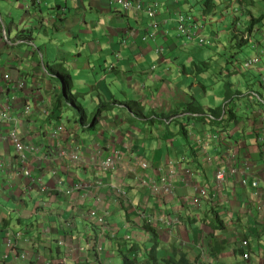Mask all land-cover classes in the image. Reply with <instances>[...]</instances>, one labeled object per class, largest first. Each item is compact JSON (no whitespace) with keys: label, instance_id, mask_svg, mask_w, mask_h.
<instances>
[{"label":"crops","instance_id":"0c3cea01","mask_svg":"<svg viewBox=\"0 0 264 264\" xmlns=\"http://www.w3.org/2000/svg\"><path fill=\"white\" fill-rule=\"evenodd\" d=\"M2 1L9 5L11 2L10 0ZM12 1H17L19 5V12H15L16 17L14 18L12 16L11 9L7 12V21H3L1 18L3 15L0 14V22L3 23L0 26H3L6 38L9 40L8 46L5 45L3 49L0 46V65L3 66L0 69V74L2 75L0 81L4 84L3 87L0 86V111L4 110L5 112V117L1 118L0 114V127H2L3 130L5 128V130L9 131L12 129L16 130L18 136L23 141L25 152L32 156V158L30 157L28 160V163L33 164L35 167H41L42 171L45 168L44 164L51 160L54 164L64 165V181H62V184L65 183L67 186L71 185L76 179L75 170H88L90 185L94 183L97 188L89 192L86 190L82 192V189L79 190V196L76 197L77 203L76 198L73 200L69 199L70 194L65 197L61 195L60 191L51 190L52 187L50 183L48 184V191L39 195V188L31 187L29 190H26L23 187V176L16 179V183L0 179V200H2V202L0 201V264H55L58 253L56 250L58 248H53L51 244L57 241L60 232L67 231L66 224L64 223L67 218H71V221L74 220V225L68 230L76 228V230L79 231V228L83 229L84 236L80 237L79 233L75 235L78 237L79 241L77 243L81 247L85 248V245H88L86 242L95 244L97 240L98 243L104 241L106 233L102 230L99 231V229L93 228L91 223H89L90 219H88V212L97 211L93 209L94 207L99 208V211H97L99 214L100 211H103V213L109 211L112 213V217L113 214H115L112 221L109 220V223H114L113 227L116 226L118 231L120 229V222L127 218L131 208L118 204V198L116 199V204L112 205V203L115 202L113 199L115 198L113 195L114 191L108 186V182H112L116 185H121L120 182H123L126 187L125 185L121 186H124L126 192L130 193L132 198V201H130L131 204L145 212L150 211L151 207V198L146 202V205H144L147 199L145 192L148 190L145 188V179L142 178H148L147 174H152L153 180L158 182L159 177L168 174L167 172L165 173V171L173 170L176 175L174 182L177 184L175 187L177 188V200L189 198L192 195L191 192L194 191L193 184H195L194 180H187L182 176L180 168H191L196 173V176H193L194 179L206 182L207 185H210L214 174L212 173V159L223 149L215 151L212 145L209 144L205 147L204 144H200L199 142V137L206 133L205 131H207V135H212L218 130V128L212 124L213 120L211 115H205L203 121L196 120L202 123V126L197 130L193 128L189 129V123L192 119L185 120L183 117H179L184 123L188 121V138L191 146L197 149L196 157L198 164L196 162L191 164L188 163L189 159L187 157L188 151L186 144L176 134L169 133V131L176 132V128L171 127V125H173L171 118L165 121L155 117L170 113L173 109H182L191 101V98L194 99V106H201L196 99L201 97L200 95L205 97L203 88L207 83V79L204 73L207 70H205L204 67L203 71L201 68H196L194 71V69H191V65L196 64V62L204 64L205 60L209 59V56H204L201 53L199 56L195 55L197 47L193 45V42L196 41H188L182 36L177 38L179 35L175 29L173 19L179 11L175 0H157L161 3H158L155 17L151 20L152 24L157 22V25H151L150 18L145 10L149 4L156 0H138L139 6L141 4V10H124L115 0ZM132 1L135 2L137 0ZM177 3L179 4L178 1ZM0 7H2V5H0ZM63 7L65 9L61 11ZM88 7H90L91 11H95V15H93L91 21H88L83 14L84 12H81ZM181 11L189 14L195 19V15L188 10L183 9ZM94 17L97 18L100 23L97 26L92 25ZM198 21L202 26V21H200V19ZM201 26L199 28L200 34L204 36L208 35L201 31L204 29V27ZM29 29H39L35 32V39L33 38L31 40L30 35L33 34V31H29ZM25 32H28V34H25ZM146 33H148V35H150L149 33H155L156 35L152 38H148L145 37ZM21 35H27V38L21 39ZM212 37H214V35ZM47 41H49L50 46L46 44ZM41 45H44V50L46 52L54 45V59L62 60L65 63L64 67L68 69L71 79L70 91L71 86L75 85L76 87L73 100L78 103L77 95H86L85 97L82 96L84 101L80 104V107L85 110V122L80 123L77 121V115L80 114L82 109L73 106H70L71 109H69L68 103L72 101L70 98L67 99L68 97L60 98V84L50 80V78H56L55 75L58 71H62L60 68H58L55 73H48L45 69L41 68L45 63L39 61L35 70L42 73L43 79L33 78L30 80L27 77L28 72L23 70L24 63L17 60V56H22V54H26L27 52L31 54L30 58H33L35 56V51L31 49L33 46H36L37 53H41L42 51L39 47ZM19 47H21L22 50H20ZM157 49H159V51H157ZM2 51L10 52L12 55H1ZM1 58H5V60L1 61ZM17 61H19L20 64H18L17 68H14L13 65ZM69 61L74 63L73 69L68 66ZM46 63L50 66L53 62ZM183 63L185 65H183ZM216 64L219 65V62ZM217 65H214L215 70L212 72L211 78L213 81L209 84L213 85L219 81H224V79H226V82H231L230 78L233 77V75L221 78L218 74L219 68ZM236 66L238 65H232L233 69L231 71L237 72L236 74L239 75L237 78L244 79L246 75L242 74H245V72H252L246 71V69L240 72V69H237ZM220 67L224 70V66ZM46 68L49 69L48 67ZM262 68L264 69V67ZM262 68H259V70ZM189 70L191 71L190 74ZM198 73H201V76H198ZM261 73H263V71H261L260 74ZM7 74L9 75L8 79L4 77V75ZM223 74L224 72L222 75ZM20 79L27 81L29 85L28 88H24L26 89L25 91L24 89L20 91L19 89H12V87H10L12 83ZM263 82L260 81L259 84L262 85ZM117 83H121L119 89L115 86ZM231 83L233 84V82ZM223 85L226 84L223 83ZM142 86L146 88H142ZM199 87L202 89L201 92H199ZM213 88L216 89L215 87ZM233 88H235V86H233ZM17 90L20 92L16 95ZM247 93L252 94L254 98L258 92L255 93L253 89H251ZM13 94L16 95L15 101L10 99V96ZM260 95L262 102H264L263 90ZM87 97L91 98V104H89V101L85 102ZM207 99H211V97L207 96ZM99 100L113 102V107L111 110H108L109 115L106 116L104 113H101L93 126L85 125L83 128V123L89 124L91 122V118L87 121V107L89 105H94L95 108ZM240 100L243 102L245 99ZM216 101V98H212V100L208 102H212L213 106H215ZM244 103L246 102H243V104ZM45 104L51 107L50 113H42ZM126 104L131 105L133 108L129 109ZM251 106V108L248 106L245 107V115H237V122L241 120V117L244 116L245 118V120L241 121L243 128L241 129L239 126H236V122L234 125L236 130H232V128L228 131L229 135H235L236 137L240 131L247 127L246 132L237 140L234 137V140H236L234 145L238 152L237 158L239 164L233 169L235 171L242 170V172H245L244 168L247 167L250 174H255L260 171L264 173V130L261 129V121L254 119L261 114L262 119H264V112H262L264 108H255L256 105ZM25 107H31L30 110L32 113L30 116H24L22 114ZM90 108L94 110L92 107ZM202 108L204 109V107ZM208 108L210 107L207 106V109ZM251 109L254 110L248 113ZM92 110H88V113L91 114ZM131 110L139 115H143L142 117L152 116L153 119H133ZM63 111L74 113V117L76 118L74 120V125L69 127L63 126L61 131L54 133L55 125L61 124L59 119H61ZM93 114L95 115V112ZM97 126L100 127V130L98 132L94 131V134L89 133L90 141L81 138L84 134V130H94ZM27 129L31 132L26 133ZM79 132L82 133L79 134ZM246 137H248V140L245 139ZM68 141L72 146L79 147V151L83 155V159H79L82 160L81 162H79V160L72 162L69 158L71 147L67 145ZM33 142H35L36 145L26 150V147L28 145H33ZM250 143L256 144L259 150H256V148L251 150ZM12 148L11 144L3 148L1 146L0 158L9 159V163L11 161L10 165L15 166V163H13L15 158L12 157V155L15 154H13L14 150ZM110 148L120 152H123L121 151L122 149H133L132 154H138L137 164L133 168H128L123 162V157L120 156V165H118L117 170H130V172L125 174L126 177L121 173H114V178H111V174L108 175L101 171L99 165L94 161L95 159L108 155ZM123 153L125 154V152ZM205 153L211 156V161H207ZM9 154H11V156ZM142 163H146L145 169ZM46 176L47 174H42V182L46 179ZM240 176L242 177L243 175L241 174ZM94 178L96 180H94ZM48 179L49 178L46 180L48 181ZM238 179L239 175L234 176V174H232L231 177L226 176V184L219 199L221 202L232 205L231 207L226 206V209L230 214L234 212L233 216H236L235 219L242 216V214L235 212L240 203L239 208L242 211H245L247 208L258 207V203L252 204V207L245 204L246 202H252V195L248 188L237 182ZM128 186L130 187L128 188ZM261 192L264 195V187ZM50 193H54L55 196L51 199H46L45 194L51 196ZM68 200L70 203L69 208L66 207ZM165 201H168L169 204L172 203L171 205L174 203L170 198H167ZM80 203L84 204V207H78L77 205ZM197 204H199V202H197ZM106 206H108V209L105 208ZM16 207L22 208L16 210ZM23 207H25V209ZM206 207L204 208L206 209ZM160 212H162V208H160ZM203 212L202 215L188 212L189 218L185 219L187 222L182 221V226L186 230L179 231L181 236L178 237H176L177 234L173 232L174 242L177 241V243H179L182 240L188 242V246L184 248H186L185 250H190V256L198 254L199 251V249L196 248L197 244L195 243V246L193 245L194 238L197 240L202 237L197 236V234L203 235V242L205 241L207 243V240L209 241V230H207L201 222L203 217L207 216L209 212L205 210ZM71 213L73 216H71ZM38 214L40 217H37ZM155 214H159V212ZM181 214L185 216L187 212H183L181 209ZM192 214L194 215L192 216ZM84 216H86L89 221L86 220ZM181 216L185 218L183 215ZM17 217H19V219H17ZM116 219L118 221H116ZM138 221L142 224L139 219ZM35 224H37V229L34 233L30 234L28 231L30 229L33 230ZM63 224L66 230L63 228ZM141 224L135 227L134 231L136 240L140 242L144 240L143 233H149L146 228L140 229L144 232H137V228H140ZM259 224L262 226V222H259ZM41 226L49 231L50 237L48 240L46 237H41L39 233V228ZM260 226L255 227L253 224L250 227L248 220L246 223H244L243 220V225L237 224V228L240 230L239 235L242 237L248 235L249 232ZM54 227H56V230H54ZM15 229L18 232L23 231L20 238H15L13 248L10 249L7 247L6 242L7 240L12 242L11 236L14 234L13 231ZM225 230H227V228ZM225 230L224 236L220 237L227 239L228 247L218 255L220 258L222 257V263L224 261L223 257H228L230 261L227 264H239L242 256L239 249L242 247L244 248V252L257 251L260 253L259 258L252 257L254 261L253 264H264V259H261L264 257L263 232L261 234L259 231V237L251 243L250 249H248L249 237L248 244L240 246L242 240L240 244L237 243L239 239H234V234L231 236L232 238H229ZM66 234L69 235L68 232ZM95 236L97 237L94 240ZM121 237V233L118 232L114 234L112 238H109V240L111 241V239L114 238L119 242L118 246L122 247L123 243H128L124 240L121 241ZM149 239L150 236L146 241H149ZM106 241H108V239H106ZM157 241L159 242L160 239ZM111 243L109 242L106 247H108V250L113 251L114 244L112 243L111 245ZM48 244V247L44 246ZM201 246L203 249L207 250L208 254H211L207 246L204 244ZM53 249L56 256L52 255ZM60 249L62 250V247ZM202 253L203 250L201 249L199 254ZM101 256L104 257L102 253ZM90 257L94 258V256L92 257L91 255ZM218 257H216L215 260L209 257V262L211 260L213 264L217 263ZM74 261H78V259L72 257L69 261L64 262V264H75Z\"/></svg>","mask_w":264,"mask_h":264},{"label":"rangeland","instance_id":"374dc122","mask_svg":"<svg viewBox=\"0 0 264 264\" xmlns=\"http://www.w3.org/2000/svg\"><path fill=\"white\" fill-rule=\"evenodd\" d=\"M10 1L11 2L9 5L8 3L0 0V5H2V7H0V14L3 15L1 17L3 19V21H7V19H6L8 16L7 12L9 9H11L12 16L14 18L16 17L15 12L16 13L19 12L18 2L12 1V0H10ZM175 1H176L178 11H181L183 9L188 10L190 13L194 14L195 17L200 19V21H202V26L204 27V29H202L201 31L204 34L205 33L208 34V37H209L208 41L211 42V45L210 44L209 45H206V44L200 45L199 42H197V41L193 42V45H195L197 47V50L195 51L196 56H199L200 53L204 56H209L208 57L209 59L205 60V62H206L205 69L207 70L204 73V76L207 79V83L204 85V88H203L205 91V97H202V95H200L201 97H198L196 99V101L198 102V104H201V106L204 107L205 110H207V106L210 108L222 106V111L220 113V116L218 118H215L212 116V119L216 120L218 122L224 121V123L227 125L225 130H220L218 128V130L212 135L211 134L207 135V131H205L206 133H204L201 137H199V142H200V144H204L205 147H207L209 144L212 145L214 147L215 151H218V149L221 150L223 148L212 159V164H213L212 173L224 172V170H225L227 172L228 177H231L232 174H234V176L239 175L238 181L241 183V180H240L241 176L240 175L242 174V170L235 171L233 169L239 164V160L237 158L238 152L236 150V146L234 145V142H236V140L243 133L246 132L247 127L244 128L242 131H240L238 133V136H236V137H235V135H229L228 134L229 130H231L232 128H233L232 130H236L234 125L237 122V120H236V122H234V120L232 118H231V120H229V117H231L233 115L232 112H234V111H235L234 113H235L236 117H237V115H239V116L245 115L246 112L244 111V109H245L244 105L248 106L249 108L252 107L251 105H257L255 103V101H253V99H255V97L253 98L252 94L249 97H245L244 99L247 100V103H244V104L240 100L241 97L238 98L237 100H235L234 102L228 101L227 102V104H228L227 109H225L224 108L225 96H224V87H223L224 81H219L218 83L213 84V85H211L209 83L213 81V80H211L212 72L215 70L214 65H217L216 64L217 62H219V65H217L219 68L218 71L221 70L220 66L225 67L224 59H228L230 61V64L233 62L232 57H231L232 56L231 53L234 55L233 56L234 58L239 60V62L236 63V64H238L239 67L238 66H236V67H237V69H240V72H242L244 70L243 61L246 60V58H248L250 55H252V56L254 55L256 58L255 57H253V58L259 59V61L256 62V64L254 66L251 65L253 68L246 69V71H252V72H249V73L245 72V74H242V75L247 76V77L244 76V79L237 78L239 75L234 74L233 77L230 78V80H231V82H233V86L237 87L238 90L240 89V91L242 92L241 93L242 95H243V93H247L251 89H253V91L255 93L258 92L260 94H261L262 90L264 91V82H263L264 81V69L262 68V67H264V17H262L259 21L255 22L254 25H252V26L250 25L251 21L253 20V17H260L262 15L264 16V0H214L212 2L213 9H212V11H210V14H208L206 16H203L205 14V12H203V9L201 6V0H175ZM177 1L179 2V4L177 3ZM157 2L160 3L159 1H157ZM154 3L156 4V1H154ZM24 6H25V4H24ZM61 9H62L61 11H63L65 8L63 7ZM81 12H84L83 14L86 16V19L88 21H91V18H93V15H95V11L94 10L91 11L90 7H88L85 10H82ZM175 18H176V16H175ZM175 18L173 19L174 23H175ZM92 22H93L92 25H95V26L100 24L98 19L95 17H94ZM2 24L3 23L0 22V25H2ZM235 29L238 30V31H236L237 33H235V34L240 35V33L245 32L249 36L250 40L248 41V43H245V44L241 45L240 47H233L234 43H233V40L230 39L231 38L230 34H231V32H235L234 31ZM3 30H4L3 26H0V33L2 34V35L0 34V39H1L0 46L2 47V49L4 48L5 45L6 46L9 45V43H8L9 40H8V38H6L5 31L3 32ZM30 30L33 31V34L30 35L31 40L33 38L35 39L36 38L35 32H37L39 29H36V30L29 29V31ZM3 33H4V35H3ZM25 34H28V32H25ZM213 35H214V37H212ZM180 36H182V35H180ZM180 36L177 38H180ZM145 37L149 38L148 33L145 34ZM46 44L48 46H50L49 41H47ZM39 47L41 48V51L43 53L42 52L37 53L36 46H33L31 48L32 50L35 51V56L33 58H30L31 54L29 52H27L26 54H22V56H17L18 57L17 60L24 63L23 64L24 65L23 70H26L28 72L27 77L30 80L33 78L43 79L42 73L35 70V68H37V64L39 61L44 62L46 67L49 68L48 63H46V62L52 63L54 58H55L54 45H52L51 49L47 52L44 50V45H41ZM19 48H20V50H22L21 47H19ZM215 49H216V51H215ZM1 55L11 56L12 53L2 51ZM13 58H15V57H13ZM1 59H2L1 61L5 60V58H1ZM10 60H11V58H10ZM19 61L14 63V65H13L14 68H17L18 64H20ZM196 63L199 64L200 66H202V63H200V62H196ZM68 66L71 69H73L74 63L69 61ZM2 67L3 66L0 65V69ZM192 67L194 68V71H195V67L194 66H192ZM259 68H262V69L259 70ZM259 71L260 72L263 71V73L260 74ZM190 72L191 71L189 70V74H190ZM197 75L201 76V73H198ZM0 77H2L1 74H0ZM4 77H5V75H4ZM8 78H9V75L7 74V79ZM260 81L263 82L262 85L259 84ZM13 85H14V83L11 84V86H13ZM120 85H121V83H117L115 86L119 89ZM0 86L1 87L4 86V84L1 81H0ZM213 87H215L216 89H214ZM142 88H146V87L142 86ZM74 90H76L75 85L71 86V91H70L71 96L75 95ZM201 91H202V89L199 87V92H201ZM19 92L20 91L17 90L16 95ZM82 96L85 97L86 95H82ZM82 96L77 95V99H78L77 104L79 106H81L80 104H82V102L84 101V99H82ZM207 96H210L211 99H207ZM73 98L74 97L70 98V100ZM212 98L217 99L215 106H213L212 102H208L209 100H212ZM87 101L90 102L89 104L92 103L90 97H87L85 102H87ZM232 103H234V105H235L234 111L228 109V107L230 108L229 105ZM75 107H77V105ZM90 107H92L94 109V105H92V106L89 105L86 109V111H87L86 114L88 116L87 121L90 120L89 118L92 119L94 117L93 116L94 115L93 110ZM88 110H92V113L89 114ZM252 111H253V109H251L250 112H248V113H251ZM262 112H264V109ZM103 113L106 116L109 115V111H106ZM74 116L75 115L73 112L63 111V115L60 119V122H62V123L55 125V126L57 128H60V129H62V126H64V127L73 126L75 118H72V117H74ZM260 116H261V118H260ZM78 117H79V114L77 115V118ZM254 119L261 121V129L264 130V119H262V114L257 116V118H254ZM243 120H245L244 116L241 117V120L239 122H237L236 126H239L242 129L243 124L241 121H243ZM77 121L80 122L78 119H77ZM189 124H190L189 129L193 128L195 130H197L198 128H200L202 126V123H200L194 119H192ZM99 130H100L99 126H97L94 130H84L83 131L84 134L81 138H84L87 141H90L89 133L94 134V131L98 132ZM81 133L82 132H79V134H81ZM234 137L236 140H234ZM245 139L248 140V137H246ZM249 145H250L251 150L253 148H256V150L258 149V146L254 143H250ZM121 151L125 152V154L123 152H120L117 150L115 153H113L114 159H120L119 156H122L123 162L125 165H127L128 168H133L134 166H136L137 161H138V157H137L138 154H132L133 149H122ZM205 155L207 156V161H211V156H208L206 153H205ZM115 157H117V158H115ZM51 159H54V158H51ZM48 161H50V160H48ZM143 164H145V166L142 165L145 169L146 163H143ZM97 165H102V163L99 162V163H97ZM119 165H120V163H119ZM31 166H33L34 168ZM44 166H45V168L42 171L41 167H37V166L35 167L33 164L28 163L25 166L26 175H23L24 182L31 183V184H38V185H41V184L48 185L50 183V186L52 187L51 190H53V191L55 190L57 192L60 191L61 195L65 196V197L70 194L69 199H71V200H73L74 198L79 196L78 191L66 192V189L70 185L67 186L65 183L62 184V181H64V177H63L64 174H60V171H64V165L54 164L53 161L51 160L50 162H46L44 164ZM244 170L246 171V173H248V175L243 180V185H244V187L248 188L251 192V195H252L251 204L258 203L259 201L257 200V198H258L257 194L259 192H261L263 187H264V176H263L264 173H262L260 171V172H257L255 174H253V173L250 174V171L248 170L247 167L244 168ZM116 171H117V169L113 170V173H116ZM171 171H173V170L167 171L168 175L165 178V179L169 178L171 180V182L169 184H167L168 182L165 181L163 183V185H166V184L167 185L164 187L158 186V185H160L161 182L160 181L156 182L151 177H150L151 179L149 177L148 178H142V179H146V181H147V179L151 180L149 183L145 184V188L148 191L145 192L147 199L144 202V205H146V202L151 198V200H150V202H151L150 203L151 204L150 211H146V212L138 209L137 206H134L133 204H127L128 201H132V198H131V195L129 192L124 193L122 198H119L120 196L116 197V193L118 191L126 190L124 188V186H121V185H125L123 182H120L121 185H116L112 182H108L109 183L108 186L111 187V189L114 191L113 195L115 198H113V199L115 200V202H113L112 205L116 204V199L118 198V204H122L126 207L131 208L129 210L130 214L127 215V216H131L130 220L126 221L124 219L122 222H120V226L122 228H124L125 230H131L133 228V226H135L134 218L136 216H138V219L141 216L146 218L145 215H149V216L151 215L150 219H152L155 216V226H153V229L155 232L160 231L159 233H157L159 235V237H156V239L157 238H158V240L160 239V241L157 242L158 247L156 249L159 257H167L168 253L172 252L174 247H176V246H177L176 250L186 252L187 259L189 260L190 263L193 262V264H203V263L213 264V261L210 260V262H209V257H210V259H213V260H215L216 257H218L219 254H208L207 250L203 249V247L201 246V245H203V235L202 234H200V235L197 234V236H202V237L197 239V240H196V238H194V240H193V245L195 246V243H196L197 244L196 248L199 249V251L201 249L203 250L202 254H199V251H198V254L190 256L189 255L190 250H188V249L185 250L186 248H184V247L188 246V242L186 240H182L179 243H177V241H175V242L173 241L174 237H173L172 232L177 231L178 235L176 237H178V236H181L179 234V231H181V230L185 231L186 230L182 226V221L184 222V221H186L185 220L186 218H189L188 212H190V213L192 212V213H195L198 215H202L204 213L203 211L205 210L206 212H209V214L207 216L203 217V219L207 220L210 217L211 210L213 208L216 211L217 216L220 219H222L224 226H226V228H227V230H225L226 234L229 235V238H232L231 236H233V234H234L233 238L234 239L238 238L239 241L237 243H239V244L241 243L242 236L239 235L240 230L237 228V224L243 225V220H244V223H246L248 220V224L250 227L253 224L256 227V226H260L259 222L264 221V208H263V206H261L259 208L258 207L247 208L245 211L244 210L242 211L239 208L241 203L238 205V209H236L235 212L242 214V216H240V218H238V219H235L236 216H233L234 212L230 214V212L227 211V209H226V206L231 207L232 205H230L226 202L219 201V198L217 197V195L212 194V192L215 191L214 190V183H210V185H207L206 182H201L199 180L194 179L193 176H196V173L191 168H188V167L187 168H185V167L180 168L182 176L187 180H194L195 184H198V185H200L202 187H206V188L203 189L202 192L197 191V190L191 192L192 195L189 198H185L183 200H177V197H178V195L176 194L177 188H175L177 184L173 181V179L170 175ZM43 172L45 174H47L46 179L49 178L48 181L45 179L42 182V174H44ZM75 173H76L75 174L76 179L73 181V183L80 182L81 184H85V187L82 188V192H83V190H86L87 192H89L91 190V185H90L89 178H88V176H89L88 170L83 171V170L77 169V170H75ZM117 173H121L123 176H125V174H127V172H124V171H118ZM147 176H149V175H147ZM111 178H114V176H111ZM49 180H50V182H49ZM151 182H152V187L155 185V186L159 187L158 189L160 191L157 190V191L153 192L152 188L150 186H148V185H150ZM254 182H256V186L252 185ZM139 185H141V184H139ZM220 186L222 187L223 184H220ZM125 187H126V185H125ZM129 187L130 186H128V188ZM131 188H132V186H131ZM193 188H194V186H193ZM50 195L51 196H48V194H45L46 199H51L55 196L54 193H52V194L50 193ZM206 196L208 197V199H206ZM167 198H170L174 201L173 205H171L172 203L169 204L168 201H165ZM197 202H199V204H197ZM251 204L249 205L250 207H252ZM69 205H70V203L68 200L66 207L69 208ZM158 207L162 208V212H160V209ZM204 207H206V209ZM105 208L108 209V206H106ZM181 209L183 210V212L184 211L187 212V214L185 216H184V214H181ZM97 211H99V209ZM66 212H68V211H66ZM149 212H151V213H149ZM157 212H159L160 215L155 214ZM100 214L104 217L110 218V220L112 221V217H111L112 213H110L109 211H107L106 213H103V211H100ZM71 215H72V213H71ZM181 215H183L185 218H182ZM193 215L194 214H192V216ZM114 216H115V214H113V217ZM84 217L86 220H88L86 218V216H84ZM253 217H255V218H253ZM250 219H251V224H250ZM145 220H148V219L146 218ZM36 225L37 224H35L33 230L30 229L28 231L30 234H32V233H34V231H36V229H37ZM63 226H64V224H63ZM113 226H114V223H109L107 225V227L110 229L116 228ZM129 227L131 229H129ZM255 227H253V228H255ZM63 228L65 229V226ZM170 228H173V229L170 230ZM40 229H42V227H40ZM54 230H56V227H54ZM256 230L260 231V233L262 234V231L264 229L260 226ZM22 231L18 232L16 229L13 231L14 234L11 236L12 242L7 240V242H6L7 247H9L10 249L13 248L15 238H17V239L20 238V236L22 235ZM121 231H124V230H121ZM121 231H119V232H121ZM161 231H163V232H161ZM191 231H193V230H191ZM63 232H60V234L58 236L62 237V238H68V240L70 242H72L75 245H78L77 242L79 241V239H78V237L75 236L77 234L76 228H73L70 230L67 229L69 236H65ZM253 232H255V229H253V231L248 233V236L250 237L249 244H251L254 241V240H252V235H253L252 233ZM131 233H130V235L124 234V236H122L120 238L121 240H125L126 242H128V244H126V245H125V243H123V248L121 246L120 247L118 246L119 242H117L116 240H111V242L114 244V247L112 246L113 252L111 250L104 248V244H107V243H104L102 246H99V247H98L97 243L94 245H91L88 243V245H85V249H83V250L80 249L79 247L73 248L76 254H74V253L71 254V257H73L74 259H78V261H74L75 264H110V263L111 264H122V259H124L125 257L129 258L130 260H133L137 263L144 262L146 260V257L142 253L143 249L145 246H146L145 248H147V246H149V243H152L150 241V239L154 238V236L152 233H151V235H150V233H147V234L144 233V235H143L144 238L146 237L145 239L147 240V238L150 236V239H149V241H146L144 239L142 242H140L139 240H136V238H134L136 236H134L133 238L130 237V236H132ZM166 233L168 236L165 235ZM79 234L81 237L84 236V232H83L82 228H79ZM263 238H264V236H263ZM176 239H178V238H176ZM112 243H111V245H112ZM204 244L206 245V242ZM62 245L64 246L65 244H62L59 241H55L54 243L51 244V246L53 248H55V247L58 248L56 250V252L60 253V255H59L60 258L62 256V262H66L67 259L62 255V250L60 249V247H62ZM130 245L135 246V247L139 246L140 250L139 251L138 250L137 251H128V248ZM227 247H228V245L226 244V246L224 247L223 250L220 251V253L222 251H224ZM62 249H63V247H62ZM94 249L97 250V252ZM101 253H102V255H104V257L101 256ZM52 255L56 256L54 249L52 250ZM90 255L92 257L94 256V258H91ZM89 258H91V259L88 260ZM221 258L219 256L218 261L215 264H227L230 261L228 259V257H223L224 261L222 263ZM201 259H202V261H201Z\"/></svg>","mask_w":264,"mask_h":264},{"label":"trees","instance_id":"16d2710c","mask_svg":"<svg viewBox=\"0 0 264 264\" xmlns=\"http://www.w3.org/2000/svg\"><path fill=\"white\" fill-rule=\"evenodd\" d=\"M213 1L214 0H201L202 9H203V12H205V14L203 16L210 14V11H212V9H213V4H212ZM157 3L158 2L156 0V4ZM262 17H264V16L262 15L260 17H253V20L251 21L250 25L251 26L254 25L255 22L259 21ZM234 31L235 32H231V34H230V37H231L230 39H232L233 43H234L233 47H240L241 45L248 43V41L250 40L249 36L246 35V38H244V35H245L244 32L240 33V35H237L235 33H237L236 31H238V30L235 29ZM20 38L26 39L27 35H21ZM206 45H208V44H206ZM231 55L234 56L232 53H231ZM236 61L239 62V60H236ZM205 64H206V62H204V64H202V66H200L197 63L192 64L191 69H194L192 67V66H194L195 69L201 68L203 71ZM183 65H185V64L183 63ZM64 66H65V63L62 60L54 59L53 63L49 66V69L46 68V70L51 72V73H55L58 70V68H60L62 70V71H60V72L58 71L56 73V76H55L56 78H50V80L52 82H56L57 84H60L62 86L63 92L59 91L60 98L68 97L67 99H69V98H72L74 96L70 95V92H69V87L71 85L70 74H69L68 69L65 68ZM232 69H233V67L232 68L226 67L223 70V72H224L223 75H222L223 72H220V71H218V74L220 75L221 78H226V76L230 77V76L237 73L236 71L235 72L231 71ZM224 83L226 84V85H223V87L225 89V98H224V102H225L224 108L225 109H227V106H228L227 101L234 102L235 100H237L240 97H241V99H244L245 97L250 96V93H243V95H242L241 94L242 92L240 91V89L238 90L237 87L233 88V84L230 81L226 82V79H224ZM256 94L257 95L254 96L255 97L254 101L257 104L255 108L259 107V108L263 109L264 108V102H262V100H261V95L259 93H256ZM73 99H71L72 104L69 105V108H70V106L75 107L77 105L78 108L82 109ZM193 101H194V99L191 98V101H189L186 104V106L183 107L182 109H179V110L173 109L170 113H167L165 115L155 116V117L161 118L165 121L167 119L171 118V122H173L172 123L173 125H171V127H175L176 132L175 131H169V133L170 134H176L186 144L187 151H188L187 157L189 159L188 163L191 164L193 162H196L198 164L197 157H196L197 156V149L191 146V143L189 142V138H188V133H187L188 121H186L187 123H184L179 117H183L185 120L194 119V120H198V121H203V117L205 115L210 114L211 116L218 118L220 116L221 111H222V106H217L214 108H208L205 111L200 105L194 106ZM243 102L247 103L246 100H243ZM126 106L129 109L133 108L129 104H126ZM229 106H230V108L228 107V109L234 111L235 105L232 103ZM112 107H113V102L99 100L97 103V107L94 108V111H93V113L95 112V115L88 125H92L93 122H96L98 120V117L101 113L108 111V110H111ZM244 107H246V106H244ZM131 111L133 113V117H132L133 119H139V118H147V119H151V120L153 119L152 116L151 117H149V116L142 117L143 115H139L138 113L134 112L133 110H131ZM234 112H232L233 115L231 117H229V120H231V118H232L234 120V122H236L237 117H236ZM84 113H85V110L82 109V111L79 114L80 123L85 122ZM212 124L214 126H216L217 128H219L220 130H225L227 127V125L224 123V121L218 122L216 120H213ZM82 125L84 128L85 124L83 123ZM60 174H63V171H60ZM226 176L224 177V181L222 183L223 186L221 187V194H222L223 188L226 184ZM240 180L242 181V177L240 178ZM237 182L240 183L239 181H237ZM241 185H243V184H241ZM212 194H214V192H212ZM214 195H216V194H214ZM17 219H19V217H17ZM201 222H202L203 226H205V228L207 230H209V234H208L209 241L207 240L206 245L204 244L205 241L203 242V244L205 246H207V248L211 254H220V251L223 250L224 247L226 246V244L228 243L226 238L220 237V236H224V230L226 227V226H224L222 219H220L217 216L216 211L212 208L210 217L207 220L202 219ZM261 227L264 229V221L262 222ZM146 230L149 231L150 233H152L154 236V238L151 237L152 239H150V241L152 243H149V246H147V248L144 247V249H143L142 253L146 257V260L144 262L140 261L141 263H137V262L130 260L129 258L125 257L124 259H122V264H193V262L190 263L189 260L187 259L186 252L177 251L176 247H174L172 252L168 253L167 257H159L158 252L156 251V249L158 247V243H157L158 238L156 239V237H158L156 235L157 233L154 231V229H152L150 227H146ZM262 232L264 233V230ZM252 234H253L252 240H255L259 237V231L256 230V228H255V232H253ZM248 237H249L248 235H244L241 238L242 243L240 244V246H245L248 244ZM249 239H250V237H249ZM263 244H264V238H263ZM44 246L48 247L49 244L44 245ZM247 246H248V249H250L251 244H248ZM137 250L138 251L140 250L139 246L135 247V246L130 245L128 248V251H137ZM239 252L241 255H243L244 248L241 247L239 249ZM246 253L248 254V260L243 261L242 256H241V262L239 264H243L244 262H246L248 264H253L254 261L252 260V257L259 258V255H260V253L257 251L256 252L246 251ZM59 255H60V253H57L55 264H63L62 256L60 258ZM261 259H264V257ZM256 260H259V259H256Z\"/></svg>","mask_w":264,"mask_h":264},{"label":"bare ground","instance_id":"6f19581e","mask_svg":"<svg viewBox=\"0 0 264 264\" xmlns=\"http://www.w3.org/2000/svg\"><path fill=\"white\" fill-rule=\"evenodd\" d=\"M116 1V0H115ZM138 1V0H137ZM117 2V1H116ZM118 3V2H117ZM139 3V2H138ZM121 7H122V5L120 4V3H118ZM123 8V7H122ZM156 8H157V5H155V3L153 2V3H151V4H149L147 7H146V13H147V15L149 16V18H150V23H151V20H153V18L155 17V12H156ZM149 9L152 11V15H150L149 14ZM137 10H141V4H140V6H139V8L137 9ZM181 15L184 17V19L182 20V21H178V17H176L175 18V29L177 30V32H178V35L180 36V35H182V37H184L186 40H188V41H193L194 40V38H195V40L197 41V42H199V44L200 45H204V44H208V43H206V39L208 40V35H202V34H200L201 32L199 31V28H200V26H201V24L199 23V19L198 18H196L195 17V19H194V17H191L189 14H187V13H185V12H182L181 11ZM155 24H152L151 23V25H157V22H154ZM202 27V26H201ZM150 35H152V37L153 36H155L156 34L155 33H149ZM210 36V35H209ZM191 38H193V39H191ZM244 38H246V35H244ZM200 40H203V42H200ZM209 45V44H208ZM222 54V53H221ZM232 57V63L230 64V61L228 60V59H224V61H225V67H224V69L226 68V67H231L232 65H234V64H236V63H238L236 60V58H234L233 56H231ZM253 57H255L254 55L252 56V55H250L248 58H246V60H244L243 61V67H244V69H248V68H252V63H255V62H258L259 61V59H257V61H255V60H253ZM256 58V57H255ZM236 65H238V64H236ZM257 67V66H256ZM45 71L46 72H49V71H47L46 70V67H45ZM220 72H223V70L221 69L220 70ZM17 82V81H16ZM18 83H22L23 84V86L22 87H18L17 86V88L16 89H19L20 91H23V89L25 88V87H27L28 88V83H27V81H24L23 79H20L19 81H18ZM13 89V88H12ZM26 89H24V91H25ZM10 99L12 100V101H15V99H16V95H12V96H10ZM44 106V105H43ZM42 107V106H41ZM31 107H25L24 109H23V111H22V114L24 115V116H30L31 115ZM50 109H51V107H49V106H47L46 104H45V106L43 107V110H42V113L43 112H45V113H50ZM94 111V110H93ZM0 114H1V118L2 117H5V112H4V110H1L0 111ZM49 118V117H48ZM72 118H75V117H72ZM37 119H39V118H37ZM36 119V120H37ZM47 119V118H46ZM76 119V118H75ZM78 120H79V117L77 118ZM60 120V119H59ZM92 120V119H91ZM45 121V120H44ZM52 121V120H51ZM85 121H86V119H85ZM0 122H1V119H0ZM47 122V121H46ZM97 122V121H96ZM62 123V122H61ZM94 123L95 122H93L92 123V126L94 125ZM85 125H88V124H85ZM84 125V126H85ZM88 126H90V125H88ZM63 127V126H62ZM6 129V128H5ZM3 130V128L2 127H0V147L2 146V148L3 147H6V146H8L9 144H11L12 145V149L14 150V153L13 154H15V155H12V157H14L15 159H14V162L13 163H15V166H11L10 164H11V161H10V163H9V159H2V157L0 158V179H2V180H8V181H11V182H13V183H16V179H18V178H20V177H22L23 175H26V171H25V166L28 164V160L30 159V157L32 158V156L30 155V154H28V153H26L25 152V149H24V144H23V141H22V139L18 136V134L17 135H12V130ZM58 131H61V129L60 128H57V127H54V133H57ZM69 141H72V140H69ZM69 141L67 142V145L69 146V147H71V151H70V159L72 160V162H74V161H77V160H79V159H83V155H82V153H80V151H79V147H77V146H72L70 143H69ZM73 145H75V144H73ZM7 148H10V147H7ZM5 150V149H4ZM9 150V149H8ZM10 151V150H9ZM13 152V151H12ZM11 152V153H12ZM10 156H11V154H9ZM115 158H117V157H115ZM82 160H79V162H81ZM142 165H143V163H142ZM246 168V167H245ZM221 169V168H220ZM83 171H84V169H82ZM86 170V169H85ZM225 171V170H224ZM245 171V170H244ZM118 172V170L116 171V173ZM167 171H165V173H166ZM246 172V171H245ZM147 175H149L148 177L150 178H152L153 179V176H152V174L150 175V174H147ZM168 175V174H167ZM167 175H165L164 174V176L163 177H165L166 178V176ZM171 177H172V179H173V181H174V178H175V173L173 172V171H171ZM214 175V174H213ZM247 177V175H243L242 176V179H245ZM162 178V176L161 177H159V180H158V182L160 181V179ZM94 180H96L95 178H94ZM1 181V180H0ZM166 181L168 182L167 184H169L170 182H171V180L169 179V178H167L166 179ZM4 182V181H3ZM157 182V181H156ZM9 183V182H8ZM211 183H214V186H215V182H214V179H213V176H212V182ZM23 184V187L26 189V190H29L31 187H37V188H39V195H42V194H44L45 192H47L48 191V187H49V185H46V184H41V185H38V184H31V183H26V182H23L22 183ZM2 186V185H1ZM193 186H194V184H193ZM83 187H85V184H81L80 182H77V183H72L67 189H66V192H73V191H79V190H81ZM2 188V187H1ZM94 188H97L96 186H95V184L94 183H91V190H93ZM158 188L159 187H157V186H153V190L154 191H157L158 190ZM4 190V189H3ZM215 191H214V194H216V195H218L217 193H219V191H218V189H214ZM5 191V190H4ZM3 191V192H4ZM33 191V190H32ZM34 192V191H33ZM206 192V191H205ZM208 195V194H207ZM20 196V195H19ZM31 196H32V194H31ZM204 196V195H203ZM34 197H36V196H34ZM200 197V196H199ZM36 199V198H35ZM200 199V198H199ZM12 200V199H11ZM1 202H2V200H0ZM7 201V200H6ZM48 201H50V200H48ZM199 201V200H198ZM76 202L78 203V201H77V198H76ZM29 203V202H28ZM32 203V202H31ZM24 204V203H23ZM127 204H131V202L130 201H128L127 202ZM2 205H3V203H2ZM84 204H82V203H80V204H78L77 206L79 207V206H81V207H84L83 206ZM42 206V205H41ZM43 207V206H42ZM126 207V206H125ZM19 208H22V207H16V210H18ZM24 209H25V207H23ZM44 208V207H43ZM48 208V207H47ZM94 210H98L99 208H97V207H94L93 208ZM107 211H105L104 213H106ZM148 213V212H147ZM76 215V214H75ZM71 216H73V214L71 215ZM37 217H40V215L38 214V216ZM112 217V216H111ZM130 217L131 216H127V218H125V220L126 221H128V220H130ZM88 219H90V222L89 223H91V225H92V227L93 228H95V229H99L100 227V229H99V231H104L105 233H106V235H105V237L109 234V233H111L112 231H114L115 229H106L105 227L109 224V220H110V218H108V217H104V216H102L101 214H99L97 211H93V212H88ZM112 219H113V217H112ZM146 219V218H145ZM89 221V220H88ZM99 221H100V223H99ZM116 221H118L117 219H116ZM122 221V220H121ZM150 222H145L144 224H142L141 225V227L140 228H137V232L138 231H142V230H140V229H145L146 227H153L154 226V222H155V216L151 219V220H149ZM120 222V221H119ZM187 222V221H186ZM64 223L66 224V227H67V229H69L70 227H72L73 225H74V220H72L71 221V218L70 219H66L65 221H64ZM111 223V222H110ZM165 223V222H164ZM101 224V225H100ZM131 224V223H130ZM141 224V223H140ZM184 224V223H183ZM118 225H119V223H118ZM133 225V224H132ZM165 225V224H164ZM100 226V227H99ZM64 227V226H63ZM112 227V226H111ZM116 227V226H115ZM119 227H120V225H119ZM135 226H133V228H134ZM132 228V229H133ZM44 229V228H43ZM129 229H131L130 227H129ZM45 230V229H44ZM66 230V229H65ZM117 230V229H116ZM123 230H125V229H123ZM171 230V229H170ZM142 232H144V231H142ZM64 233V232H63ZM67 233V231L64 233V235ZM77 233H79V231H77ZM146 233V232H145ZM150 233V232H149ZM173 233V232H172ZM49 231L46 229L45 230V232L43 233V236L41 235V237H46V239L48 240L49 239ZM60 234V233H59ZM58 234V235H59ZM143 235H144V233H143ZM150 235H151V233H150ZM158 235V234H157ZM166 235H167V233H166ZM61 236V235H60ZM66 236V235H65ZM146 236V235H145ZM81 237V236H80ZM146 238V237H145ZM144 238V239H145ZM162 238V237H161ZM114 239V238H113ZM115 240V239H114ZM118 240V239H117ZM121 240V239H120ZM143 240V239H142ZM146 240V239H145ZM122 241V240H121ZM120 241V242H121ZM125 241V240H124ZM128 241V240H127ZM166 242V241H165ZM128 243V242H127ZM126 245V244H125ZM124 245V246H125ZM61 246V245H60ZM62 247H63V245H62ZM123 247V246H122ZM177 247V246H176ZM61 248V247H60ZM55 249H56V247H55ZM97 249V248H96ZM95 250V249H94ZM93 251V250H92ZM96 252H97V250H95ZM101 251V250H100ZM178 251V250H177ZM110 261V260H109ZM64 263V262H63ZM109 263V262H108ZM111 264V263H110ZM243 264H248V263H246V262H244Z\"/></svg>","mask_w":264,"mask_h":264},{"label":"built area","instance_id":"2783aa9c","mask_svg":"<svg viewBox=\"0 0 264 264\" xmlns=\"http://www.w3.org/2000/svg\"><path fill=\"white\" fill-rule=\"evenodd\" d=\"M118 3H120L121 5H122V7H123V9L124 10H137L138 8H139V3H138V1H132V0H116ZM155 5H158V3L157 4H155ZM149 14L150 15H152V11L149 9ZM178 21L180 22V21H182L183 19H184V17L181 15V13L180 14H178ZM3 32H4V30H3ZM1 34V33H0ZM2 35V34H1ZM3 35H4V33H3ZM149 38H152V35H149ZM191 39H193V38H191ZM200 42H203V40H200ZM157 51H159V49H157ZM253 60H255V61H257V59H255V58H253ZM256 63V62H255ZM255 63H252V65L253 64H255ZM5 78H7V75H5ZM22 87L23 86V84L22 83H18L17 82V84H16V87ZM12 135H14V134H12ZM113 153H115V151H110V153L101 161V163H102V166H103V168L105 169V170H107V168H113L114 167V163H118L119 162V159H114V156H113ZM119 158H120V156H119ZM143 166H145V164H143ZM130 170H124V172H129ZM227 175V172L226 171H224V172H218V173H214V175H213V179H214V182H215V186H214V189H218V191H219V193H218V195H217V197L218 198H220V195H221V186H220V184H222L223 183V181H224V177ZM242 175H248V173H246V172H242ZM243 180L244 179H242V181H241V183L243 184ZM151 180L150 179H147V181H146V183H149ZM166 181V179H165V177H162L161 179H160V185H158V186H166V185H163V183ZM162 184V185H161ZM253 186H256V182H254L253 184H252ZM148 186H150L151 188H152V191L153 192H155L154 190H153V187H152V182L150 183V185H148ZM206 187H202V186H200V185H198V184H195L194 185V191H200V192H202L203 191V189H205ZM208 189V188H207ZM158 191H160L159 189H158ZM125 193V190H120V191H118L117 193H116V197H119V198H122L123 197V194ZM262 196V197H261ZM257 200L259 201L258 202V207H261V206H263V208H264V195H263V193L262 192H259L258 194H257ZM261 198V199H260ZM206 199H208V197L206 196ZM260 199V200H259ZM146 216V218L148 219L147 221L148 222H150L149 220H151L150 219V217L151 216H149V215H145ZM138 218V217H137ZM137 218H134V223H136V224H138V220H137ZM140 218H145V217H140ZM99 223H100V221H99ZM101 225V224H100ZM41 232H42V234L45 232V230L44 229H41ZM175 232V234H177L178 235V232L177 231H174ZM128 235H130V234H128ZM132 236H130V237H134V233H132L131 234ZM59 242L60 243H62V244H64V241H63V238L61 237L60 238V240H59ZM242 260L243 261H247L248 260V254L246 253V252H243V255H242Z\"/></svg>","mask_w":264,"mask_h":264},{"label":"clouds","instance_id":"9594fccd","mask_svg":"<svg viewBox=\"0 0 264 264\" xmlns=\"http://www.w3.org/2000/svg\"><path fill=\"white\" fill-rule=\"evenodd\" d=\"M181 13V11H179L178 13H177V15H176V17L178 16V14H180ZM245 33V32H244ZM246 34V33H245ZM247 35V34H246ZM248 36V35H247ZM193 41H196L195 39L193 40ZM206 43H208V44H210L211 45V42L210 41H208V40H206ZM256 64V63H255ZM255 64H253V66L255 65ZM253 68V67H252ZM42 69H45V65L43 66L42 65ZM48 74V73H47ZM56 76V75H55ZM18 82V81H17ZM17 82H14V85L13 86H10V87H12L13 89H16L17 87H16V84H17ZM61 88H62V86L60 85V91H61ZM69 91H70V89H69ZM61 92H63V91H61ZM251 95V94H250ZM68 104H72L70 101H69V103ZM29 118V117H28ZM211 118H212V116H211ZM213 120V119H212ZM29 132H31L29 129H27L26 130V133H29ZM12 134H14V136L15 135H17V132H16V130L15 129H13L12 130ZM34 145H36L35 144V142H33V145H28L27 147H26V150H28V148L29 147H32V146H34ZM110 151H117V150H115V149H113V148H110V150H109V152H108V154L110 153ZM107 156V155H106ZM106 156H104V157H102V158H98V159H95L94 161H96V163H99V162H101ZM118 165H119V162L118 163H114V167L113 168H107V170H105L104 168H103V166L102 165H99V167L101 168V171H103L104 173H106V174H111V176H114V173H113V170H115V169H117V167H118ZM237 167V166H236ZM144 168V167H143ZM130 172V171H129ZM132 172V171H131ZM128 173V172H127ZM126 177V176H125ZM124 177V178H125ZM145 181H146V179H145ZM125 193H126V190H125ZM246 205H250L251 203L250 202H246L245 203ZM252 205V204H251ZM159 209L161 208V207H158ZM145 215V214H144ZM158 215H160V214H158ZM151 216V215H150ZM138 216H136L135 218H137ZM139 220L142 222V224H144L145 222H148L147 220H145V218H139ZM141 224V225H142ZM140 225V223H139V221H138V224H136L135 223V227H138ZM41 227H43V226H41ZM100 227V226H99ZM135 227L133 228V229H131V230H124V231H121V230H123L124 228H122L121 226H120V229L117 231L116 230V228H114L115 230L114 231H112L111 233H109L106 237H104L105 239H104V241H102V242H100V243H98V240H97V245H98V247L99 246H102L104 243H111V241L109 240V238H112L113 236H114V234H116V233H118L119 231H121L120 233H121V235L122 236H124V234H130L131 232L132 233H134V231H135ZM101 228V227H100ZM99 228V229H100ZM106 229H109L107 226L105 227ZM152 229H153V227H151ZM43 229V228H42ZM39 233L43 236V234H42V232H41V229L39 228ZM65 233V232H64ZM131 233V234H132ZM66 236H69V235H67V234H65ZM98 236H101V235H98ZM96 237L97 236H95V238H94V240L96 239ZM60 238L61 237H57V241H59L60 240ZM133 238V237H132ZM135 238V237H134ZM106 239H108V241H106ZM111 240H113V239H111ZM63 241H64V246H63V249H62V255L67 259V261H69L72 257H71V254H75V251H74V249L73 248H75V247H79L80 249H85L84 247H81L79 244L78 245H74L72 242H70L69 240H68V238H63ZM86 243H89V244H91V245H94V244H92V242H86ZM95 243V244H96ZM107 244H104V248H108V247H106V245ZM47 247V246H46ZM123 248V247H122ZM113 252V251H112ZM64 264V263H63Z\"/></svg>","mask_w":264,"mask_h":264},{"label":"water","instance_id":"95a60500","mask_svg":"<svg viewBox=\"0 0 264 264\" xmlns=\"http://www.w3.org/2000/svg\"><path fill=\"white\" fill-rule=\"evenodd\" d=\"M61 91H63V89L61 88Z\"/></svg>","mask_w":264,"mask_h":264}]
</instances>
